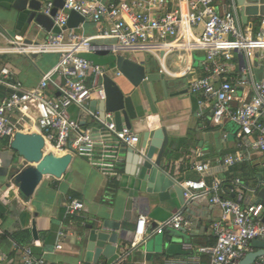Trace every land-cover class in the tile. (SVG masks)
Returning <instances> with one entry per match:
<instances>
[{
  "label": "built area",
  "instance_id": "1",
  "mask_svg": "<svg viewBox=\"0 0 264 264\" xmlns=\"http://www.w3.org/2000/svg\"><path fill=\"white\" fill-rule=\"evenodd\" d=\"M216 1L219 0H64L63 8L54 16H50L53 6L48 2L43 13L50 16L52 29L57 28L59 33L50 30L42 42L13 37L0 49V56L57 55L55 66L31 89L16 80L8 66H0V87L8 90L0 98V141L10 144L17 132L40 134L43 154L85 159L106 178L117 180L123 150H137L139 137L127 127L118 128L112 113L91 111L92 102L105 101L102 77L112 73L87 56L95 47H108L114 57L146 53L156 59L159 73L175 77L167 70L166 57L200 52L204 55L203 76L189 84V91L200 98V108L211 111L212 124L230 121L237 125L240 137L254 138L252 150L263 157L264 169V74L256 77L253 69L254 62L264 63V18L253 31L240 24L233 1L231 8L224 7L221 13L215 8ZM71 11L97 25L98 33L87 36L67 28ZM235 60L238 73L231 80L228 75ZM72 108L87 116L95 127L82 128L71 116ZM198 116H202L201 111ZM237 160L229 157L224 164L230 166ZM193 167L199 173L209 170L207 163H195ZM180 185L185 200L209 194L210 204L221 212L215 244L198 248L208 261L195 264H239L251 252L253 241H264L262 205H243L240 199L224 198L219 180L207 183L200 179ZM65 208L72 215L83 210V203L68 197ZM186 225L178 213L147 233V218L139 216L131 249L161 234L164 227L178 230ZM3 235L0 224V238ZM60 237L64 234L60 233ZM61 249V244L55 246V250ZM13 252V259L0 254V264H47L43 257L34 255L31 246L14 243Z\"/></svg>",
  "mask_w": 264,
  "mask_h": 264
},
{
  "label": "crops",
  "instance_id": "2",
  "mask_svg": "<svg viewBox=\"0 0 264 264\" xmlns=\"http://www.w3.org/2000/svg\"><path fill=\"white\" fill-rule=\"evenodd\" d=\"M227 1H216V10L221 13L224 7L230 9L233 1L239 21L241 20L239 14L243 12L245 25L256 31L259 21L264 18V0H243L242 4H237L235 0ZM13 2L14 0H0V49L5 48L13 37H22L28 42H42L49 31L29 24L25 15L12 7ZM48 2L51 0H46L44 6ZM81 25V28L76 29L80 30L78 34L84 32L87 36H94L98 33L99 27L91 22L85 21ZM173 47L179 49L181 46ZM203 59L204 55L200 52L192 54L179 52L166 57L167 70L176 75L165 76L168 96L164 97L160 84L155 86L157 96V101L153 102L155 112L149 105L145 93L139 89L136 96L131 97L138 113L130 120L131 127L127 128L139 137L137 149L141 148L146 134L150 140L155 131L166 130L169 143L165 153L169 158L163 161L162 168L178 183L200 179H204L207 183L219 180L222 183L224 198L237 201L240 199L243 205L254 204L257 194L247 191L244 186L247 184L248 188H254L259 180L264 182L263 157L253 151L251 146L254 138L240 137L237 125L230 121H223L220 125L212 124L211 111L204 107L200 108L197 104L200 98L191 94L188 89L194 79L203 76ZM148 61L150 63L146 65ZM56 62V54L36 58L20 55L0 56V66H8L14 73L15 79L27 89L35 87ZM137 63L150 66L151 73L160 70L156 59L147 54L143 57V61ZM253 69L255 76L260 77L264 74V63L254 62ZM237 73L238 65L235 60L228 78L233 80ZM121 83L126 85L123 81ZM7 93L6 88L0 87V98ZM200 111L202 116H198ZM70 113L82 128L90 127V119L76 108H72ZM129 155L128 152H122L121 174L130 166ZM155 157L156 154L153 159ZM229 157L238 160L233 165L226 166L224 160ZM195 163H207L209 170L199 173L194 170ZM26 166L29 165L10 150V144L1 140L0 191L14 174ZM245 172L248 181L243 177ZM233 182L242 185L235 184L234 197L230 188ZM8 193L3 192L0 195V224L4 231V235L0 238V254L13 259L14 243L31 246L34 255L43 257L47 264H92L86 261V251L82 247L87 224L103 220L118 222L119 231L104 230V232L116 233L118 245L122 244L123 247L120 252H125L131 250L139 216L147 218V233H152L160 224L180 212L174 193H171L168 201L163 202L154 198L149 203H142L137 199L140 195H135V198L130 200L118 180L112 181L106 178L87 160L79 157L72 159L60 178L44 177L29 199H23L19 193L10 197ZM68 197L82 202L83 210L72 215L68 214L65 208ZM209 199V194L197 197L193 200L195 203L193 213L187 217L182 215L187 225L181 228L184 230L181 250L186 254L179 257H162L165 259V264H195L208 261L205 255L198 252V248L215 244L216 226L221 221L220 210L211 205ZM32 221L36 224L37 241L32 238ZM178 230L164 227L160 235L154 234L146 242ZM60 233H63L64 237H60ZM57 244L62 245L61 250H55ZM250 248L251 252L259 250L252 244ZM262 260L264 261V258ZM98 264H106L105 259H100Z\"/></svg>",
  "mask_w": 264,
  "mask_h": 264
},
{
  "label": "water",
  "instance_id": "3",
  "mask_svg": "<svg viewBox=\"0 0 264 264\" xmlns=\"http://www.w3.org/2000/svg\"><path fill=\"white\" fill-rule=\"evenodd\" d=\"M235 1L237 4L243 2V0ZM51 3L53 7L50 16H54L58 9L63 8L64 0H51ZM12 7L23 13L29 24H34L47 32L51 30L53 33H59L57 28L52 29L50 16L43 13V0H14ZM239 15L241 24L245 25L246 20L243 12H240ZM84 22L78 13L71 11L67 20V28L77 29ZM160 56L162 57L163 54ZM89 58L99 65H110L114 69L111 76L104 75L102 77L105 101L98 104L92 102L90 109L92 112L98 111L101 114L112 113L118 128L131 127L130 120L138 113L131 97L132 95L136 96L139 89L145 93L149 105L155 112L153 105L157 101L155 86L160 84L164 97L168 96L165 75L159 72L151 73L150 66L120 55L114 57L108 47H95ZM241 58L243 59L242 56ZM122 81L126 85H121ZM148 138L149 136L146 134L140 149L123 150V153L130 154L128 156L130 166L126 167L123 174L117 179L119 185L128 194L130 200H133L135 195H140L137 199L142 203H149L154 198L160 202L168 201L171 193H174L180 207L179 213L187 217L193 213L195 203L185 200L184 190L180 183L172 179L162 168L163 161L169 158V155L165 153L169 143L167 132L165 129H160L154 132L150 140ZM43 147L44 141L40 134L22 132L15 134L10 143V150L29 166L14 174L9 182L2 187L0 195L3 192H9L15 186L20 196L27 200L33 195L44 177L58 179L66 172L72 157L43 154ZM155 154L156 157L153 159ZM234 186L233 182L230 187L233 193ZM244 186L247 191L257 194L254 204H260L264 208V182L259 180L254 188H248L247 184ZM233 193L232 197L235 195ZM85 229L87 233L84 234L82 247L86 251V261L92 264H98L100 259H105L106 264H165V259L162 257H179L186 254L181 250L183 229L175 231V233H167L164 237H154L136 249L125 252H120L123 247L122 244L118 245L116 233L104 232V230L119 231L120 224L118 222L113 220L93 222L87 224ZM31 234L33 240L37 241L38 233L34 221L31 222ZM251 244L259 250L248 253L239 264H255L259 260L264 264L262 260L264 258V241L255 240ZM134 251L137 252L133 253Z\"/></svg>",
  "mask_w": 264,
  "mask_h": 264
},
{
  "label": "rangeland",
  "instance_id": "4",
  "mask_svg": "<svg viewBox=\"0 0 264 264\" xmlns=\"http://www.w3.org/2000/svg\"><path fill=\"white\" fill-rule=\"evenodd\" d=\"M46 0H43V2H45ZM227 1V0H226ZM227 3L229 4V2L227 1ZM80 32V30H76V33H79ZM148 55V54H147ZM146 56V53H130V54H123V57H125V58H127V59H129V60H133V61H137V62H140V61H143V57H145ZM87 57H89V56H87ZM149 61L146 63V65H149ZM105 69L106 70H110L111 71V73H112V71L114 70L113 69V67H111L110 65H105ZM89 126H90V128H94L95 127V124L94 123H92V122H90L89 123Z\"/></svg>",
  "mask_w": 264,
  "mask_h": 264
},
{
  "label": "bare ground",
  "instance_id": "5",
  "mask_svg": "<svg viewBox=\"0 0 264 264\" xmlns=\"http://www.w3.org/2000/svg\"><path fill=\"white\" fill-rule=\"evenodd\" d=\"M49 152H47V154H48ZM15 194H18V190H17V188L15 187V186H13L12 188H11V190L9 191V193H8V195L11 197V196H15Z\"/></svg>",
  "mask_w": 264,
  "mask_h": 264
},
{
  "label": "trees",
  "instance_id": "6",
  "mask_svg": "<svg viewBox=\"0 0 264 264\" xmlns=\"http://www.w3.org/2000/svg\"><path fill=\"white\" fill-rule=\"evenodd\" d=\"M6 142V141H5ZM7 144H8V142H6ZM243 177L245 178V180H247L248 181V175L246 174V172L245 173H243Z\"/></svg>",
  "mask_w": 264,
  "mask_h": 264
}]
</instances>
